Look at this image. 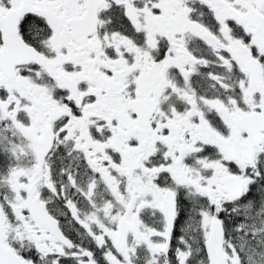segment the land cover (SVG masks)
Instances as JSON below:
<instances>
[{"label":"snow or ice","instance_id":"6c2138e0","mask_svg":"<svg viewBox=\"0 0 264 264\" xmlns=\"http://www.w3.org/2000/svg\"><path fill=\"white\" fill-rule=\"evenodd\" d=\"M0 264H264V0H0Z\"/></svg>","mask_w":264,"mask_h":264}]
</instances>
